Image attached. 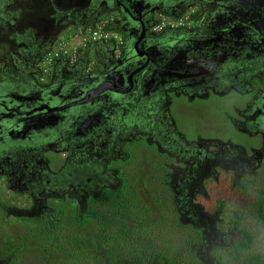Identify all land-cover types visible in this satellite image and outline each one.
I'll use <instances>...</instances> for the list:
<instances>
[{
    "label": "water",
    "instance_id": "1",
    "mask_svg": "<svg viewBox=\"0 0 264 264\" xmlns=\"http://www.w3.org/2000/svg\"><path fill=\"white\" fill-rule=\"evenodd\" d=\"M193 8L205 17L200 29L173 38L150 32L156 12ZM99 11L94 20L116 28L124 45L118 53L97 49L92 67L59 88L38 83L21 95L0 89V160L68 137L67 147L80 138L96 141L126 108L153 107L174 89L219 82L222 72L246 61L264 63V0H103ZM254 108L264 111V100Z\"/></svg>",
    "mask_w": 264,
    "mask_h": 264
},
{
    "label": "rangeland",
    "instance_id": "2",
    "mask_svg": "<svg viewBox=\"0 0 264 264\" xmlns=\"http://www.w3.org/2000/svg\"><path fill=\"white\" fill-rule=\"evenodd\" d=\"M50 9L51 2L46 11ZM49 78L43 83L39 76V82L41 85H47ZM181 95L184 96L180 100L181 108L173 107L169 110V114L176 126L186 136L200 135L226 138L233 135L244 149L227 143L225 140L220 146H214L209 140L199 139L195 142L210 148L205 160L197 164L196 169L192 167L189 172L187 165L178 163L170 156L161 155L156 149L153 153L151 150L150 153L149 144L145 143L143 137L139 136V140L134 143V146H131L130 141L125 140L126 144H124L125 148L122 155L127 158L130 156L128 154L130 152L132 157L124 162L123 156L118 157L117 162L113 158L115 162L106 167L108 173H112L109 178L111 183L107 186H101L93 198L101 200L106 189H111L113 192L119 191L124 184V179L127 180L129 194L133 195V201L136 205L141 203L142 215L137 217V225L130 222V226L135 228L133 235H140L142 230H139V227L145 225L148 220H152L147 215V211L156 208L155 206H162L163 209L155 211L152 216L157 221L164 220L162 228L165 231L168 230L167 240L172 242L173 250L170 253L176 256L175 264H233L229 250L237 239H243L232 227V219L235 214L243 217L242 226L255 237L253 252L264 254V231L254 217L260 207L259 198L264 190V178L261 180L250 176L240 178L243 174L255 172L259 164L257 161L261 159L264 162V145L260 144L261 139L258 136L251 138L238 133L236 130L230 131L229 127L232 128V123L226 119L229 116L237 119L236 108L232 102L238 99L240 94L232 92L227 95L229 96L228 99H219L217 96L220 95L211 94L207 104L204 103V100L195 99L191 106H188L189 101L187 100L188 97H185L186 94ZM257 143L260 144L257 149L248 150V146H254ZM155 154L160 155L157 156L160 159L159 162L158 159L153 160ZM149 160L151 162L146 163ZM51 168L54 170V163H51ZM57 169L58 166L54 173H58L59 169ZM182 171H185V176H195L188 188L184 187ZM236 184H238L237 187L244 186L247 193L241 194L236 191L237 194H235L233 191L231 192ZM195 188H198L202 193L207 191L209 196L199 197L195 195ZM183 190H188V192L187 204L182 212L187 214L186 217H191V211H188V208L193 212L204 208L201 212L203 218L198 219L194 213L195 217L192 218L191 222L185 224L180 222V215L176 214L172 203L175 202L176 194L181 199ZM94 191L95 189L91 190L92 193ZM25 197L24 194L10 192L0 182V262L3 264H10V262L12 264H39L38 261H34L33 257L23 258L29 254H38L36 249H29L28 254L21 256L19 254L21 251L16 250L14 245V241L16 245H19L17 240L26 232L24 226L15 224L19 222L15 218L33 217L37 213H41L42 210L39 209V205L37 206L38 209L29 208L30 202L28 203V198ZM83 197L89 199L90 203L85 204ZM91 197L88 194L81 195L76 199L69 190L63 198L73 203L64 204L59 201L55 204L56 208H52L49 214H51L52 219L54 216L61 223L62 218L70 216L74 210H76V214H86L90 206L91 208L95 206ZM223 202L225 209L223 212L220 209L219 212L218 208ZM180 205L182 206V203ZM166 208H170L169 211ZM164 209L165 213L163 212ZM173 221L175 226L171 227ZM195 221L198 223L193 228ZM66 222L69 223V221ZM70 225L73 226V224ZM152 237L160 241L163 240L160 230L156 231L155 236ZM190 248H192V254H189ZM9 253L13 256L4 259ZM91 264L95 263L92 262Z\"/></svg>",
    "mask_w": 264,
    "mask_h": 264
},
{
    "label": "flooded vegetation",
    "instance_id": "3",
    "mask_svg": "<svg viewBox=\"0 0 264 264\" xmlns=\"http://www.w3.org/2000/svg\"><path fill=\"white\" fill-rule=\"evenodd\" d=\"M10 25V21L6 23L3 21L0 22V32H2L5 37H7L12 31ZM7 59L9 60V57H7ZM256 71L261 75L259 80L261 81L260 91L256 97L255 95H252L248 89H245V94H243V97L254 98L255 101L252 103L253 105H244L242 108L237 109L235 113L237 119L230 116L226 117V119L227 121L229 119L232 123V128L229 127L230 131L236 130L238 133L251 138L258 136L261 139L260 144L264 145V125L260 123L264 111L262 109L256 110L254 108L259 101L261 102V100H264V63H260L256 67ZM230 77L233 78L234 75L232 76L228 73L222 78L229 80L230 82ZM235 79L236 82L234 83L232 80L230 86L244 87L246 85L239 78L238 80L237 78ZM219 80L221 82L223 81L221 78ZM225 86L226 85H222L220 82L211 80L208 86L201 85L193 90L186 87L174 89L166 93L162 101L153 105V108L146 109L140 107L139 113L142 119L141 124L137 123V118L136 120H133L132 118L130 121L125 122V128L123 131H120L114 125L110 126L109 129L111 132L110 134H106V137L103 138V140L100 138L96 139V141H80L76 144H69L67 147L65 144L70 142L68 137L67 140L58 139L49 142L51 144L47 143L45 147L43 146L42 148L34 150L31 149L28 153L18 152L12 157H6L5 159L0 160V182H2L3 186L7 187L10 192L24 194L28 198V203L30 202L29 208L34 207L35 209H38L37 206L39 205V209H42L41 213H37L35 216L41 217L45 215L51 217V214L49 213L53 208V204L59 203V201L60 203L65 202L66 200L63 196L67 194V191L70 190V193L72 192L76 199L81 195L89 194L91 196H96L101 186H107L111 183L109 178L112 176V173H108L106 167H109L110 164L114 163L115 159L117 162V158L120 156H123V162L132 157L130 152L128 153L130 156L127 158L125 155H122L125 148L124 144H126L125 140L130 141L131 146H134V143H137V139L141 136L144 138L145 143L149 144L150 153L151 150L153 153L156 149L161 155L170 156V158L176 160L178 163L187 165L189 172L192 167L196 169L197 164L202 163L205 160L210 148L206 145H201L195 142L199 139H205V141L209 140L214 146H220L225 140L227 143H231L232 145L244 149V147L240 145L241 143L236 141L233 135L226 138L200 135L186 136L180 128L176 126L167 108L169 94H173L177 97L181 94H186L189 99H192L194 96L199 99L203 97L207 90L211 89L212 91L217 92L218 88H223ZM146 99V102L150 103V96H146ZM239 100H242V96ZM134 107H131L130 109ZM142 109L143 111H141ZM150 111H154V113ZM133 117H135V115ZM148 122L152 124L149 125V128H146ZM71 137H74V135L71 134ZM132 138H135V140ZM260 144L257 143L254 144V146L247 145L248 150H255ZM157 156L160 155H153V160L158 159L159 162L160 159ZM241 160L243 161V159ZM147 162H151V160L146 161V163ZM257 162L259 164L255 172L243 174L240 178L250 176L259 180L263 179L264 162L261 159ZM51 163H54V170L51 168ZM233 163L237 164L236 162ZM57 166L59 171L58 173H54ZM182 173L184 176V187L188 188L192 178L195 179V176H185V171H182ZM237 186L238 184H236V187L233 186L234 189L231 190V192L233 191L235 194H237L236 191L241 194L247 193V189L244 186ZM92 189H95L93 193L91 192ZM194 191V194L199 197L209 196L207 191L202 193L198 188H195ZM187 192L188 190L182 191L183 195L181 196V199L178 198L175 193V202L172 203L176 214L180 215V222L184 224L191 222L192 218L195 217L194 213L198 219L204 217L201 213L204 208L198 209L197 212H193L188 208L187 210L191 211V217H186L187 214L182 212L187 204ZM82 199L84 202L86 201L85 197ZM227 200L229 199L227 198ZM180 203H182V206ZM41 204H43V206H41ZM218 209L220 212V209L222 208L220 207ZM197 223L198 221L193 223V228H195ZM0 263L3 264L2 262Z\"/></svg>",
    "mask_w": 264,
    "mask_h": 264
},
{
    "label": "trees",
    "instance_id": "4",
    "mask_svg": "<svg viewBox=\"0 0 264 264\" xmlns=\"http://www.w3.org/2000/svg\"><path fill=\"white\" fill-rule=\"evenodd\" d=\"M128 187L129 183L124 179L119 191L106 189L101 200L92 196L95 206H90L88 213L76 214L74 210L70 216L62 218V223L54 216L53 219L45 215L16 217L19 222L15 224L26 228L22 234L24 236L17 240L19 245L13 240L16 250L19 249L22 256L28 254L29 249H36L38 254L23 258L33 257L39 264H175L176 256L170 253L173 250L172 242L167 240L168 230L162 228L164 220L157 221L152 216L155 211L163 209L162 206L149 209L147 215L152 220H148L146 226L139 227L142 230L140 235H133L135 228L130 226V222L137 225L136 219L142 215L141 203L136 205ZM68 202L73 203H62ZM85 202L89 204L90 200L86 199ZM259 203L254 217L264 231V190ZM220 205L223 212L224 202ZM53 208H56L55 204ZM166 209L169 211L170 208ZM163 212H166L165 209ZM242 222L243 217L235 214L232 227L243 239H237L229 250L233 264H264V254L253 252L255 237L242 226ZM173 224L174 221L171 227L175 226ZM159 230L162 241L152 237ZM192 253L190 248L189 254ZM9 256L13 255L9 253L4 259Z\"/></svg>",
    "mask_w": 264,
    "mask_h": 264
},
{
    "label": "crops",
    "instance_id": "5",
    "mask_svg": "<svg viewBox=\"0 0 264 264\" xmlns=\"http://www.w3.org/2000/svg\"><path fill=\"white\" fill-rule=\"evenodd\" d=\"M50 2L51 9L46 11ZM101 4H103V0H0V22L6 23L10 21L12 25H10L12 31L7 37L0 32V89L4 87L12 89L14 93H17L16 95H21L23 91L26 93L36 91V87L39 89V84L41 83L39 82L38 72L40 62L45 53L58 41L70 37L73 31L93 27L98 22L94 20V17L100 12L99 8ZM157 14L155 13L152 16V20L155 19ZM99 20L101 21V19ZM110 28L116 30V28ZM184 32L186 33L187 30L167 31L158 35L173 38ZM107 48H110V44L104 42L90 47L89 50L80 55L79 61L76 64H71L67 60L57 61L52 70V75L45 86L59 88V86L67 83L72 77L77 75L87 66L88 62L95 60L97 49L105 51ZM7 57H9V60ZM253 65L254 63L246 61L243 64L226 70L224 73L222 72L220 77L223 81L219 82L226 86L218 88L217 92L209 89L199 99L204 100V103L207 104L210 101L211 94L220 95L217 96L219 99H228V94L232 92L234 94L238 93L240 96L238 99L233 100L232 103L236 110L242 108L244 105H242L239 98L243 97L245 89H248L252 95L260 91L261 81L259 80L261 75L258 74V71L261 70L256 71ZM228 73L232 76L234 75L237 80L239 78L246 85L244 87L230 86L232 80L235 83L236 79L230 77V82L223 79L222 77ZM168 96V111L173 107L181 108L180 100L184 98L183 95L177 97L169 94ZM185 97H188V95ZM194 97L192 99L187 98L189 101L188 106H191L193 101L198 99L196 96ZM143 104L137 105L138 107L132 109H130L131 107L126 108L123 111L124 113H118L117 118L119 121L114 126L123 131L125 122L130 121L132 118L133 120L137 118V123L141 124L140 107L146 109L153 108L146 105V103ZM150 112L154 113V111ZM134 115L135 117H133ZM151 124L148 122L146 128H149ZM110 132L109 128L106 129L101 139L103 140L106 134H110ZM133 139L135 140V138ZM80 141L85 142L81 138Z\"/></svg>",
    "mask_w": 264,
    "mask_h": 264
},
{
    "label": "built area",
    "instance_id": "6",
    "mask_svg": "<svg viewBox=\"0 0 264 264\" xmlns=\"http://www.w3.org/2000/svg\"><path fill=\"white\" fill-rule=\"evenodd\" d=\"M204 22L205 17L195 8L188 9L178 16L158 13L150 31L154 34H160L164 31H194L200 29ZM100 42L113 45L119 51L123 46L124 39L121 34L112 30L105 20L98 21L93 27L78 29L70 37L58 41L45 53L40 62V81L44 83L51 77L57 61L67 60L71 64H76L83 52Z\"/></svg>",
    "mask_w": 264,
    "mask_h": 264
},
{
    "label": "clouds",
    "instance_id": "7",
    "mask_svg": "<svg viewBox=\"0 0 264 264\" xmlns=\"http://www.w3.org/2000/svg\"><path fill=\"white\" fill-rule=\"evenodd\" d=\"M156 13H164V12H156ZM166 14V13H165ZM181 14V13H180ZM180 14H178V15H180ZM168 15H171V14H168ZM178 15H173V16H178ZM101 20H103V19H101ZM98 21H100V20H98ZM97 22V21H96ZM109 25V24H108ZM94 26V25H93ZM152 26V25H151ZM109 27H111L110 25H109ZM112 29V28H111ZM150 29H151V27H150ZM113 30V29H112ZM114 31H117V30H114ZM118 32V31H117ZM119 34H121L120 32H118ZM152 33V32H151ZM73 34V33H72ZM121 36L123 37V35L121 34ZM123 39H124V37H123ZM124 43H125V40H124ZM124 43H123V45H124ZM111 46H113V45H110V47ZM114 47V46H113ZM52 48V47H51ZM50 48V49H51ZM115 48V47H114ZM121 49V48H120ZM120 49H119V51H120ZM116 50V49H115ZM119 51H117L116 50V53H118ZM44 57V56H43ZM93 62L94 61H91V63H87V67H92V65H93ZM89 64H91V65H89ZM52 74V73H51ZM229 255H230V253H229Z\"/></svg>",
    "mask_w": 264,
    "mask_h": 264
}]
</instances>
